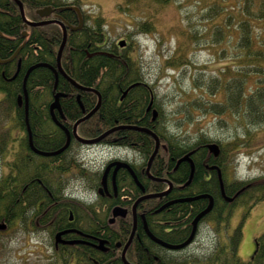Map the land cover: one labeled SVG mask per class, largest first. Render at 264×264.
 Returning <instances> with one entry per match:
<instances>
[{
	"label": "flooded vegetation",
	"instance_id": "obj_1",
	"mask_svg": "<svg viewBox=\"0 0 264 264\" xmlns=\"http://www.w3.org/2000/svg\"><path fill=\"white\" fill-rule=\"evenodd\" d=\"M69 5L75 4L63 6ZM63 6L37 8L35 11L39 17L29 21L46 23L24 25L57 24L61 30L58 48L63 36L59 22L65 25L67 37L68 31L77 33L90 24L91 19L101 16L82 13L80 8L81 23L76 11V18L70 21L68 14L60 9ZM43 7H50L52 11L40 15L38 9ZM68 25L79 27L72 29ZM105 30L106 26L94 50H86V57L102 55L115 60L99 62L103 67L99 68L101 76L95 81L76 82L91 90L76 87L58 72V76L61 74L67 82L66 88L73 92L66 91L58 77L54 79L45 122L39 119L36 140L31 136L29 142L26 125L25 129L11 124L0 125V222L7 225L0 234L7 230L11 220L14 227L24 233L26 229L38 232L40 244L48 242L55 258L46 264H89L90 259L95 264H124L121 252L132 234L124 252L130 264H138L137 260L144 255L152 260L146 264H174L169 257L185 259L187 253L208 245L202 246L196 239L198 229L191 243L179 249L166 247L154 238L164 243L179 244L188 237L177 239L181 233L178 224L186 218L185 206L180 204L185 201L180 199L203 194L199 188L201 183H208L213 188V172L217 176V169L212 166L219 165L200 155L198 148L178 149L171 137L163 135L162 131L169 129L168 121L161 116L163 104L156 96L150 67L132 54V43L126 36L110 40ZM23 32L22 36L27 37V31ZM121 40L125 45L119 44ZM24 44L25 40L18 48ZM130 58L134 60H128ZM76 65L72 59V68ZM108 65H111L109 69ZM52 66L56 68V64ZM56 93L62 95L58 96V107L51 109ZM98 94V108L78 123L77 134L87 139L113 127L118 126V129L97 142L85 143L73 134V125L96 105ZM82 99L89 101L85 105ZM83 122V130L96 134H81L79 126ZM141 129L153 131L156 135V131L160 133L157 135L159 146L151 161L149 158L155 140ZM111 134L114 135L111 141L115 142L112 144L105 140ZM67 135L68 144L56 152L66 144ZM106 149L113 154L103 157ZM36 150L56 153L44 155ZM190 151L194 169L190 182L186 183L191 166L187 160L179 159ZM15 160L18 161L17 167L13 164ZM154 193L161 195L138 200ZM205 193L212 197L213 208L215 200L212 194L209 191ZM204 199L207 205L209 198ZM219 199L226 202L221 193ZM232 202L223 204L224 214ZM42 233L47 235L41 236ZM193 243L197 246L190 249ZM129 252H132L131 256Z\"/></svg>",
	"mask_w": 264,
	"mask_h": 264
},
{
	"label": "trees",
	"instance_id": "obj_2",
	"mask_svg": "<svg viewBox=\"0 0 264 264\" xmlns=\"http://www.w3.org/2000/svg\"><path fill=\"white\" fill-rule=\"evenodd\" d=\"M23 5L24 15L29 19L38 18L36 9L42 6H63L66 4H75L81 7L80 0H20ZM158 2L167 3L171 0H156ZM225 1V0H223ZM237 15L235 23L230 27L232 14H227L223 18L222 24H214L209 40L213 43L220 44L222 40L225 42L231 41L233 54L230 58H235L233 63L226 64L215 74L205 75V69L199 68L196 74H192L189 81L193 86V90L198 91L194 97L186 101L183 108L179 109L178 113H182V121L192 123L193 112L198 111L201 116L211 115L217 119L218 124H226V118L236 121L244 127L246 135L249 134L246 125L264 126V22L262 26L259 24L264 20V0H237ZM234 8V7H233ZM225 7L220 3H214L205 17L212 19L214 16H222ZM62 13L68 14V19L76 18L75 11L72 9L64 10ZM82 13H88L82 10ZM259 21V24L253 26V21ZM17 4L13 0H0V58L6 59L10 57L16 49L24 42L25 44L19 48L16 56L7 62H0V123L3 118L11 119L12 125L25 129L23 107L17 105V96L22 93V84L24 74L29 66L36 62H47L56 64L57 46L61 39V30L57 24L48 25H32L26 27ZM150 21H137L136 31L151 30ZM27 31L28 36L23 37L22 32ZM29 30V32H28ZM104 31L103 17L98 16L91 19V23L74 33L67 32L66 45L62 51L60 62L63 70L68 76L76 82L82 84L87 83L88 79L95 81L99 77V68L103 67L99 62H108L115 59H110L107 56L95 55L92 58L86 57V50H94V45L99 42ZM204 30L201 33L195 29L189 35V41L193 44L197 43L198 37L205 38ZM233 32V34H232ZM37 46L38 48H33ZM73 47V48H72ZM224 51L225 48H220ZM178 52V53H177ZM176 53L178 54L176 56ZM229 53H232L229 51ZM74 59L77 62L73 69L71 61ZM128 60H134L132 58ZM19 63V70L16 72ZM83 62H85L83 64ZM191 64L189 58L182 54V50H174L169 57H165L163 65L165 68L170 67H187ZM111 65L107 66L109 69ZM197 70L196 68H194ZM101 76V75H100ZM113 76V73H112ZM54 74L47 66H38L30 71L27 76L25 87L28 92V121L32 133L33 140H36L37 131L39 130V121L45 120V110L52 96V86L54 83ZM61 74L58 76V82L64 84L65 90L73 92L66 88L68 85L63 80ZM68 99V98H66ZM86 105L89 99H82ZM167 120L166 112L162 111V115ZM40 119V120H39ZM45 122V121H44ZM180 123V122H178ZM43 125V123H42ZM84 122L79 126V132L83 135H95L96 132L83 130ZM166 125V124H165ZM48 131V129H45ZM50 131H48L49 133ZM157 135L160 134L156 131ZM163 135L171 137L178 149L183 151L198 148L199 154L203 157H208L210 162H214L223 170L224 191L228 195H232L239 189V197L231 204L236 203L239 199L246 198L241 201L247 205V208H252L256 203L264 200V172L252 179L244 180L233 178L227 180V167L234 158L233 151L242 145L247 146L249 143L247 136L235 137L229 141H220L214 139L204 132L198 130L196 135L191 139L183 138L179 133H173L169 129L162 131ZM114 135H109L105 140L111 143ZM59 138V137H58ZM162 139V138H161ZM60 141V138L58 139ZM184 141V142H182ZM216 142L220 147L218 156H213L209 153L206 143ZM115 143V142H112ZM111 143V144H112ZM182 151V152H183ZM196 158V157H194ZM14 166H18V161H14ZM198 169H196L197 171ZM201 171L199 172V174ZM17 179V178H16ZM213 188L208 183L199 185L200 192L209 191L215 202L210 212H208L199 221H209L212 224L213 237L208 242V245L198 249L194 253H187L185 259L180 257H169V261L174 264H264V244L261 240L264 235L260 236L256 241V248L247 261H243L238 256L239 244L242 239V225L246 218V213L242 217L241 222L232 230L230 234L222 237L223 228L227 225L230 217V210L225 214L223 212V204L221 202L219 182L216 173L213 172ZM2 186H0V190ZM185 206L186 218L183 223L178 224L181 231L177 232L178 240H183L191 231V221L193 217L206 206V199L198 198L191 202L185 201L180 203ZM227 205V204H226ZM179 213V212H178ZM13 221L11 220L9 224ZM177 231V230H176ZM220 232L221 235H220ZM176 234V235H177ZM176 240V239H175ZM173 240V241H175ZM177 240V241H178ZM132 252H129L131 256ZM166 257H163L165 259ZM138 264L152 263V260L147 256L140 257L137 260ZM89 264H95L91 261ZM117 264H121L118 262Z\"/></svg>",
	"mask_w": 264,
	"mask_h": 264
},
{
	"label": "rangeland",
	"instance_id": "obj_3",
	"mask_svg": "<svg viewBox=\"0 0 264 264\" xmlns=\"http://www.w3.org/2000/svg\"><path fill=\"white\" fill-rule=\"evenodd\" d=\"M82 7L88 14H100L106 26L107 36L114 40L126 36L132 43V54L138 60L143 61L150 67L151 77L155 83V93L163 104L167 115L168 128L177 132L183 138H193L198 130L208 136L222 142L229 141L235 137L247 136V146L237 147L233 151L234 158L228 164L227 176L229 179L240 178L244 180L264 172V126L246 125L249 134L246 135L244 127L236 121L226 118V124H218L217 119L211 115L201 116L193 112L192 123H184L181 119L186 101L198 92L193 90L189 81L191 75L196 74L199 68L205 69V75L215 74L226 64L233 63L232 39L228 43L222 40L220 44L213 43L208 36L212 32L214 24H222L227 14H232L230 27L235 23L237 15V0H171L167 3L156 0H80ZM214 3H220L225 7L222 16L208 19L205 13L209 11ZM234 7V8H233ZM149 20L151 30L136 31L137 21ZM262 22L254 20L253 26ZM195 29L199 33L205 31V38H199L197 43L189 41V35ZM203 33H201L202 36ZM233 34V32H232ZM220 48H225L224 51ZM181 51L187 56L191 64L187 67L165 68L163 60L169 57L174 50ZM232 52V53H229ZM178 53V52H177ZM176 53V56L178 55ZM196 68L197 70H195ZM0 93V97H1ZM180 122V123H178ZM12 125L11 119L3 118L0 125ZM110 149H106L103 157H109ZM230 206V217L227 225L223 228L222 237L228 235L241 222L246 213L242 225V239L239 244L238 256L247 261L251 258L257 239L264 235V200L256 203L248 209L245 203H235ZM14 221L0 234V264H46L55 260L52 256V248L49 243L42 245L37 239L40 234L26 229L25 233L14 227ZM212 224L203 221L199 224L197 240L202 246L207 245L213 237ZM42 233L41 236H46ZM49 235V234H48ZM196 240V241H197ZM264 244V238L261 244ZM192 244L189 248H195Z\"/></svg>",
	"mask_w": 264,
	"mask_h": 264
},
{
	"label": "water",
	"instance_id": "obj_4",
	"mask_svg": "<svg viewBox=\"0 0 264 264\" xmlns=\"http://www.w3.org/2000/svg\"><path fill=\"white\" fill-rule=\"evenodd\" d=\"M17 5H18V8H19V11H20V14L23 18V20L25 21V25L26 24H37V23H46V22H31L29 20H27L25 18V15H24V10H23V5L21 3L20 0H13ZM61 10L63 9H73L74 11L77 12V14L79 15V18L81 17L80 16V10L77 6H74V5H69V6H63L60 8ZM52 11V9L50 7H43L41 9H38V13L40 15H45V14H48ZM80 23H81V18H80ZM59 24L61 25V28H62V32H63V36H62V40H61V43L58 47V50H57V55H56V68L54 66H52L51 64H48V63H45V62H37L33 65H31L25 72L24 74V77H23V90H22V94H19L18 97H17V103L19 106H21L23 104V109H24V116H25V124H26V131H27V135H28V140L29 142H31V131H30V126H29V123H28V93H27V90H26V87H25V82H26V79H27V76L28 74L30 73V71L38 66H47L49 68H51L54 72V75H55V80H57V76H58V72L63 74L64 76H66L69 81L74 84L76 87H79L81 89H84V90H91L89 87H83V86H80L78 83H76V81H74L72 78H70L63 70V68L61 67V64H60V57H61V54H62V51H63V47L65 45V40H66V27L63 23H60ZM70 28L72 29H75V28H78L79 26L77 27H74L72 25H68ZM24 34V32H23ZM119 44L120 45H124L125 44V41L124 40H121L119 41ZM17 53V50L7 59H0V62H6V61H9L11 60ZM19 70V64L17 66V70L14 74V76L17 74ZM98 93V92H97ZM62 95V93H56L55 96H54V101L52 102V104L50 105V108L53 109L54 107H58V102H57V99H58V96ZM99 103H100V97H99V94H98V101L96 103V105L91 109L90 112H88L85 116H83L82 118L78 119L74 125H73V134L76 136L77 139H79L80 141L82 142H85V143H94V142H97L99 140H101L102 138H104L105 136H107L108 134H110L111 132H113L114 130L118 129V126L117 127H113V128H110L108 129L107 131L103 132L102 134H100L99 136L97 137H94V138H82L80 137L77 132H76V127L78 125L79 122L85 120L88 116H90L99 106ZM156 113V111L154 112ZM140 129V128H139ZM145 132H147L150 136H152L155 140V147H154V150L152 152V154L150 155V158H149V161H151L153 159V157L155 156L156 152H157V149H158V146H159V139H158V136L153 132V131H150V130H144V129H141ZM69 142V135H67V140H66V144L63 145L60 149H58L56 152H59L61 151L64 147H66V145L68 144ZM206 147L208 149V151L213 155V156H218L219 152H220V148L218 146V144L216 142H208L206 143ZM37 151V150H36ZM38 153H41V154H51V153H56V152H42V151H37ZM192 151L186 153L185 155H183L179 161L181 160H187L189 163H190V173H189V178L187 180L186 183H189L190 182V179L192 177V174H193V163L190 159V154H191ZM212 168H216L217 169V177H218V182H219V187H220V192H221V195L223 196V198L230 202L232 201L237 195L238 193L240 192L237 191L236 193H234L232 196H228L225 194L224 192V187H223V180H222V175H221V171L220 169L214 165L212 166ZM165 193V192H163ZM161 195L160 193H154V194H148V195H145L143 197H140L138 200H141V199H144L146 197H156V196H159ZM205 197H208L209 198V202L208 204L206 205V207L204 209H202L200 212H198L193 220H192V229L190 231V234L188 235V237L182 241L181 243L179 244H169V243H164L156 238H154L152 236V238H154V240H156L157 242L161 243L162 245L166 246V247H169V248H172V249H179V248H182L186 245H188L193 237H194V234H195V231H196V226H197V222L206 214L210 211V209L212 208V203H213V200H212V197L209 195V194H206V193H203V194H198V195H195V196H192V197H186V198H183V199H180V201H192V200H196L198 198H205ZM137 200V201H138ZM6 227V224L4 222H0V230L2 229H5ZM132 235V234H131ZM131 235L129 237V239L127 240V242L125 243L124 245V248L122 249V252H121V257H122V261L124 262V264H130L124 257V252H125V249L127 247V245L129 244L130 242V239H131Z\"/></svg>",
	"mask_w": 264,
	"mask_h": 264
}]
</instances>
